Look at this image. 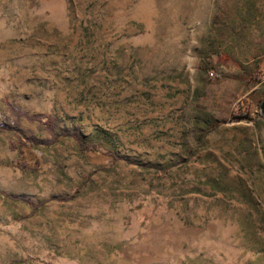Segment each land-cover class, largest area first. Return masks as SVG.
Segmentation results:
<instances>
[{
    "label": "rangeland",
    "instance_id": "rangeland-1",
    "mask_svg": "<svg viewBox=\"0 0 264 264\" xmlns=\"http://www.w3.org/2000/svg\"><path fill=\"white\" fill-rule=\"evenodd\" d=\"M263 102L264 0H0V264H264Z\"/></svg>",
    "mask_w": 264,
    "mask_h": 264
},
{
    "label": "trees",
    "instance_id": "trees-1",
    "mask_svg": "<svg viewBox=\"0 0 264 264\" xmlns=\"http://www.w3.org/2000/svg\"><path fill=\"white\" fill-rule=\"evenodd\" d=\"M14 115L16 117H18V118L21 117V116H23L21 113L20 114L19 113H14ZM243 118H244V116H240L239 117V119H243ZM0 129H3V130H12V127L9 126V125H3V126L0 127ZM23 145H25V144H23ZM82 149L86 153V155H88V156H90V154H92V153L95 152V150L89 149L85 145H82ZM29 157L31 159H29ZM21 163H24L29 168H33V169H36L37 168L35 165H40L39 159L34 154L30 153L27 148H22V159H21ZM32 164H34V165H32Z\"/></svg>",
    "mask_w": 264,
    "mask_h": 264
},
{
    "label": "water",
    "instance_id": "water-1",
    "mask_svg": "<svg viewBox=\"0 0 264 264\" xmlns=\"http://www.w3.org/2000/svg\"><path fill=\"white\" fill-rule=\"evenodd\" d=\"M264 108V102H263V104H262V109Z\"/></svg>",
    "mask_w": 264,
    "mask_h": 264
},
{
    "label": "built area",
    "instance_id": "built-area-1",
    "mask_svg": "<svg viewBox=\"0 0 264 264\" xmlns=\"http://www.w3.org/2000/svg\"><path fill=\"white\" fill-rule=\"evenodd\" d=\"M211 75H213V73H211Z\"/></svg>",
    "mask_w": 264,
    "mask_h": 264
}]
</instances>
